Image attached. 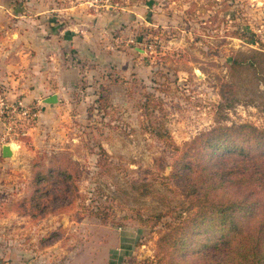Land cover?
Listing matches in <instances>:
<instances>
[{"label":"rangeland","instance_id":"1","mask_svg":"<svg viewBox=\"0 0 264 264\" xmlns=\"http://www.w3.org/2000/svg\"><path fill=\"white\" fill-rule=\"evenodd\" d=\"M25 1L0 0V264H67L78 255L81 264H212L198 254L211 231L177 254L163 243L187 199L172 173L206 160L199 148L214 130H264V64L234 63L264 53V0H146L147 21L122 34L124 63H82L59 104L45 102L42 83L25 84L23 41L8 37L26 28L33 5ZM65 2L45 6L47 40ZM49 41L53 72L55 58L71 56ZM55 165L77 178L75 200L44 194L54 180L39 175ZM143 184L148 196L136 188Z\"/></svg>","mask_w":264,"mask_h":264},{"label":"trees","instance_id":"2","mask_svg":"<svg viewBox=\"0 0 264 264\" xmlns=\"http://www.w3.org/2000/svg\"><path fill=\"white\" fill-rule=\"evenodd\" d=\"M234 63L258 71L264 53L259 59H235ZM203 142L199 153L206 160L199 158L200 163L195 164L189 159L183 173H172L187 199L177 205L182 210L178 216L181 223L163 236V243L175 247L177 254L211 231L198 253L201 259L213 260L212 264H264V130L248 124L220 128L208 133ZM52 168L39 175L54 180L44 181V194L51 197L57 190L75 200L79 187L70 166ZM146 186H136L142 196L150 194Z\"/></svg>","mask_w":264,"mask_h":264},{"label":"crops","instance_id":"3","mask_svg":"<svg viewBox=\"0 0 264 264\" xmlns=\"http://www.w3.org/2000/svg\"><path fill=\"white\" fill-rule=\"evenodd\" d=\"M48 2L49 0H26L24 4L30 6L29 11L33 5L32 12H27L22 22L26 28L19 35L12 30L8 37L12 39L17 36L23 41L22 49L26 54L21 68L27 69L25 74L28 76L25 84L42 83L47 88L39 91L43 92L45 98L53 95H49L53 89L54 94L58 95V104L65 96V91L72 84L79 83V78L84 74L81 73L82 63H91L98 68L110 63L120 67L127 58V48L121 41L124 37L122 34L128 27L147 21L146 14L152 12L151 4L146 0H71L58 9L56 16L59 24L53 23L55 27L51 28V38L47 40L39 22L45 19V6ZM33 19L38 22L35 32L30 28ZM49 40L53 41L55 48L59 44V51L61 44L67 46V57L71 56L70 62L65 58L63 64L60 59L55 58L53 72L47 71V64L44 62ZM34 50L36 56H30ZM4 66L9 68L6 63ZM30 66L32 70H28ZM80 256L72 258L67 264H81Z\"/></svg>","mask_w":264,"mask_h":264},{"label":"water","instance_id":"4","mask_svg":"<svg viewBox=\"0 0 264 264\" xmlns=\"http://www.w3.org/2000/svg\"><path fill=\"white\" fill-rule=\"evenodd\" d=\"M45 102H47V103H56V102H58V97H57V95H52L50 97H47L45 99ZM2 153L6 157L12 156L13 155V149H12L11 145H4L3 149H2Z\"/></svg>","mask_w":264,"mask_h":264},{"label":"built area","instance_id":"5","mask_svg":"<svg viewBox=\"0 0 264 264\" xmlns=\"http://www.w3.org/2000/svg\"><path fill=\"white\" fill-rule=\"evenodd\" d=\"M131 42H133V40H131Z\"/></svg>","mask_w":264,"mask_h":264}]
</instances>
